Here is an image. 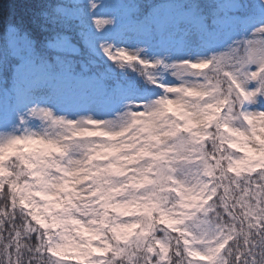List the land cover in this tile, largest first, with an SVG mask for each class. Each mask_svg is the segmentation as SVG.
I'll return each mask as SVG.
<instances>
[{"label":"snow or ice","instance_id":"obj_1","mask_svg":"<svg viewBox=\"0 0 264 264\" xmlns=\"http://www.w3.org/2000/svg\"><path fill=\"white\" fill-rule=\"evenodd\" d=\"M0 0V264H264V0Z\"/></svg>","mask_w":264,"mask_h":264},{"label":"trees","instance_id":"obj_2","mask_svg":"<svg viewBox=\"0 0 264 264\" xmlns=\"http://www.w3.org/2000/svg\"><path fill=\"white\" fill-rule=\"evenodd\" d=\"M45 3H47V0H14V19L17 21L22 20L35 28L31 21L34 17L38 18Z\"/></svg>","mask_w":264,"mask_h":264}]
</instances>
